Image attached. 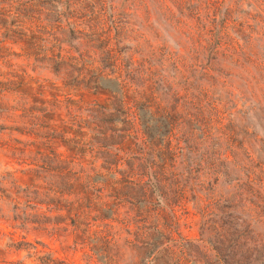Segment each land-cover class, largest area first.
<instances>
[{"label": "rangeland", "instance_id": "1", "mask_svg": "<svg viewBox=\"0 0 264 264\" xmlns=\"http://www.w3.org/2000/svg\"><path fill=\"white\" fill-rule=\"evenodd\" d=\"M0 264H264V0H0Z\"/></svg>", "mask_w": 264, "mask_h": 264}, {"label": "trees", "instance_id": "2", "mask_svg": "<svg viewBox=\"0 0 264 264\" xmlns=\"http://www.w3.org/2000/svg\"><path fill=\"white\" fill-rule=\"evenodd\" d=\"M197 50V52L198 51H200V49H196ZM211 51L213 52V54H217V53H220V52H222V51H219V48H213V49H211ZM117 80H118V78H116ZM107 81H109L108 79H104V78H102V77H99V79H98V83L101 85L103 82H107ZM106 89H108V88H106Z\"/></svg>", "mask_w": 264, "mask_h": 264}]
</instances>
